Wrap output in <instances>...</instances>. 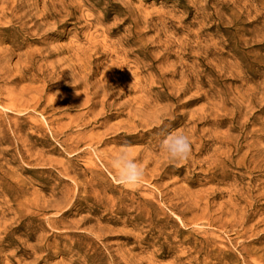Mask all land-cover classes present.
<instances>
[{
	"label": "rangeland",
	"instance_id": "374dc122",
	"mask_svg": "<svg viewBox=\"0 0 264 264\" xmlns=\"http://www.w3.org/2000/svg\"><path fill=\"white\" fill-rule=\"evenodd\" d=\"M0 264H264V0H0Z\"/></svg>",
	"mask_w": 264,
	"mask_h": 264
},
{
	"label": "clouds",
	"instance_id": "9594fccd",
	"mask_svg": "<svg viewBox=\"0 0 264 264\" xmlns=\"http://www.w3.org/2000/svg\"><path fill=\"white\" fill-rule=\"evenodd\" d=\"M73 75L72 86L75 84ZM58 94V93H57ZM80 93L77 92V95ZM159 149L173 162L186 161L191 156L192 141L185 131H173L164 135L160 141ZM110 167L116 174L118 182L123 186L139 185L145 178V169L133 157L127 145L121 146L118 153L111 158Z\"/></svg>",
	"mask_w": 264,
	"mask_h": 264
},
{
	"label": "bare ground",
	"instance_id": "6f19581e",
	"mask_svg": "<svg viewBox=\"0 0 264 264\" xmlns=\"http://www.w3.org/2000/svg\"><path fill=\"white\" fill-rule=\"evenodd\" d=\"M90 88V87H89Z\"/></svg>",
	"mask_w": 264,
	"mask_h": 264
}]
</instances>
